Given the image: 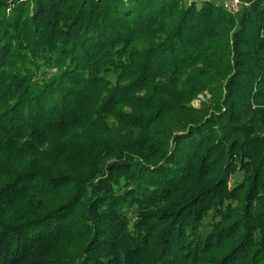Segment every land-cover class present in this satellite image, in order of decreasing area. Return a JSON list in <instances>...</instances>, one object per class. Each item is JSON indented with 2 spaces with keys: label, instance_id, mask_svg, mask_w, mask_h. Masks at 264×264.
<instances>
[{
  "label": "trees",
  "instance_id": "obj_1",
  "mask_svg": "<svg viewBox=\"0 0 264 264\" xmlns=\"http://www.w3.org/2000/svg\"><path fill=\"white\" fill-rule=\"evenodd\" d=\"M241 2L0 0V264H264V0Z\"/></svg>",
  "mask_w": 264,
  "mask_h": 264
},
{
  "label": "rangeland",
  "instance_id": "obj_2",
  "mask_svg": "<svg viewBox=\"0 0 264 264\" xmlns=\"http://www.w3.org/2000/svg\"><path fill=\"white\" fill-rule=\"evenodd\" d=\"M215 1L219 2L220 4H224V0H215ZM240 7H239V11H240ZM219 96H220V88H216L213 91L206 90L198 94L197 97L189 104V106L195 110L207 111L209 109L215 108L216 106L215 102H217Z\"/></svg>",
  "mask_w": 264,
  "mask_h": 264
},
{
  "label": "built area",
  "instance_id": "obj_3",
  "mask_svg": "<svg viewBox=\"0 0 264 264\" xmlns=\"http://www.w3.org/2000/svg\"><path fill=\"white\" fill-rule=\"evenodd\" d=\"M209 1H215V0H209ZM241 0H224V6L226 7L229 12L236 14L239 12V7L241 5Z\"/></svg>",
  "mask_w": 264,
  "mask_h": 264
}]
</instances>
